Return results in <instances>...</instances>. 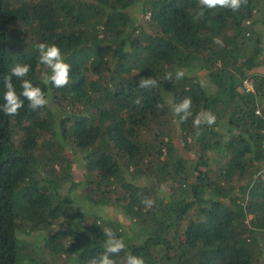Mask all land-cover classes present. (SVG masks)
I'll use <instances>...</instances> for the list:
<instances>
[{"label": "trees", "instance_id": "trees-1", "mask_svg": "<svg viewBox=\"0 0 264 264\" xmlns=\"http://www.w3.org/2000/svg\"><path fill=\"white\" fill-rule=\"evenodd\" d=\"M199 10L198 0H0V105L17 63L49 99L0 111V264H89L103 228L124 240L117 264L128 252L145 264H264V0L196 20ZM41 42L71 66L66 87L42 83ZM137 73L160 87L139 88ZM186 97L193 115L178 122L168 101ZM204 110L216 121L197 136ZM172 131L192 166L171 156Z\"/></svg>", "mask_w": 264, "mask_h": 264}, {"label": "clouds", "instance_id": "clouds-1", "mask_svg": "<svg viewBox=\"0 0 264 264\" xmlns=\"http://www.w3.org/2000/svg\"><path fill=\"white\" fill-rule=\"evenodd\" d=\"M200 5V10L197 11L194 19L199 20L204 17L205 10H212L216 8L229 9L233 12L238 11L242 5L247 4V0H198ZM216 44H222L219 38H214L213 40ZM39 54V63L47 69L41 72V80L45 85H51L55 88H63L69 84V74L71 71V66L65 62V58L61 53V50L55 44L48 43H38L36 45ZM11 75H6L4 77V88L5 92L3 94L4 103L0 105V111L5 115L13 116L19 114V110L24 107V100L28 101V107L32 110L46 106L49 103V99L45 92L39 87L34 86L33 83L25 79L30 71V65L19 64L11 68ZM139 79L137 81V86L141 89H156L160 87L159 81L152 78L151 76H142L137 73ZM185 76L183 70H177L175 73V78L177 80L182 79ZM12 77H16L21 81L20 87L22 91L17 94L14 85L12 83ZM172 79V74L167 73L163 80L170 81ZM201 86L203 82L201 81ZM21 97L24 99L22 100ZM142 102V97H137L133 103L140 106ZM169 106L175 116L179 118L178 122H184L189 117H192V101L190 97H186L179 103L173 101H168ZM158 108H163L164 105H157ZM216 117L210 111H201L197 113L193 119V125L197 128L196 135L199 136L201 133L199 129L202 125L211 126L215 123ZM142 204L145 209L148 210L154 206V201L149 198L142 200ZM106 239L103 242L104 251L97 257L89 261V264H117V262L112 258L114 255H118L125 249V243L122 238L116 236L111 228L102 229ZM122 264H145V260L142 257L133 255L131 252L126 253Z\"/></svg>", "mask_w": 264, "mask_h": 264}, {"label": "rangeland", "instance_id": "rangeland-1", "mask_svg": "<svg viewBox=\"0 0 264 264\" xmlns=\"http://www.w3.org/2000/svg\"><path fill=\"white\" fill-rule=\"evenodd\" d=\"M255 72H264V66H259L255 69ZM246 84V85H245ZM244 85L248 87L251 86L250 81H245ZM170 154L176 159H183L187 160V165L192 166L194 164V152L190 151L186 148L184 145L182 139L179 137V135L176 134V131H172L171 141H170ZM76 173L77 180L74 182V191L82 192L84 191V186L81 183L82 178L80 174H82V170L78 167L73 170ZM80 177V178H79ZM88 210H92L95 212H98L99 214H102L104 216H114L113 212L115 211V208L112 207H98L94 206L92 203H86L85 204ZM118 213V212H117ZM115 216H120V214H116Z\"/></svg>", "mask_w": 264, "mask_h": 264}, {"label": "built area", "instance_id": "built-area-1", "mask_svg": "<svg viewBox=\"0 0 264 264\" xmlns=\"http://www.w3.org/2000/svg\"><path fill=\"white\" fill-rule=\"evenodd\" d=\"M246 85V84H245ZM244 85V86H245ZM246 87V86H245ZM248 90H252V87L249 85L248 87H246Z\"/></svg>", "mask_w": 264, "mask_h": 264}]
</instances>
